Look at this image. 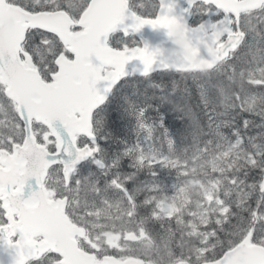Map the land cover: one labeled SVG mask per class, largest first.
I'll use <instances>...</instances> for the list:
<instances>
[{
	"label": "snow or ice",
	"instance_id": "snow-or-ice-1",
	"mask_svg": "<svg viewBox=\"0 0 264 264\" xmlns=\"http://www.w3.org/2000/svg\"><path fill=\"white\" fill-rule=\"evenodd\" d=\"M0 264H264V0H0Z\"/></svg>",
	"mask_w": 264,
	"mask_h": 264
},
{
	"label": "water",
	"instance_id": "water-1",
	"mask_svg": "<svg viewBox=\"0 0 264 264\" xmlns=\"http://www.w3.org/2000/svg\"><path fill=\"white\" fill-rule=\"evenodd\" d=\"M142 36L144 39L149 40L153 44L159 42L164 38L162 33L154 32L147 26L142 30ZM137 38L140 39V35H137Z\"/></svg>",
	"mask_w": 264,
	"mask_h": 264
},
{
	"label": "trees",
	"instance_id": "trees-1",
	"mask_svg": "<svg viewBox=\"0 0 264 264\" xmlns=\"http://www.w3.org/2000/svg\"><path fill=\"white\" fill-rule=\"evenodd\" d=\"M175 123H177V124H180L181 122H180V121H178V120H176V121H175Z\"/></svg>",
	"mask_w": 264,
	"mask_h": 264
}]
</instances>
